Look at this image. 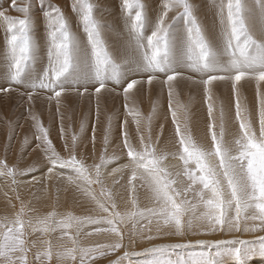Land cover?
<instances>
[{
  "label": "snow or ice",
  "instance_id": "obj_1",
  "mask_svg": "<svg viewBox=\"0 0 264 264\" xmlns=\"http://www.w3.org/2000/svg\"><path fill=\"white\" fill-rule=\"evenodd\" d=\"M155 3L153 7L152 0L147 4L122 0L125 33L121 34L97 18V5L91 0H72L86 41L72 30L58 6L49 5L42 10L47 47L42 69L37 68L43 58L30 0H10V10L20 17L0 10L5 30L0 94L26 95L35 129L32 151L43 157L42 162L24 167L20 161L9 165L7 154L17 124L4 121L7 135L0 179L8 191L0 217V264H225L226 258L248 264L256 255L264 258V234L255 241L186 239L264 233V0H210L214 37L191 0ZM170 13L176 14L171 20ZM176 16L184 18L182 32L173 28ZM108 32L118 37L117 46L109 43ZM185 81L203 89L207 123L199 138L191 98L184 103L177 91ZM249 81L255 83L254 110L241 94L243 83ZM154 82L167 90L173 125L168 135L167 116L165 122L155 123L159 100L148 116L133 100L134 90L147 85L150 92ZM218 83L230 85L231 122L223 103L217 115ZM20 87L27 92H20ZM105 92L123 96L126 116L119 125L115 114L107 117L96 162V125L90 139L92 153L86 157L82 134L87 121H81L80 134L69 137L61 98L72 93L92 96L98 120ZM36 96L49 106L55 101L59 150L49 127L32 110ZM128 116L136 125L134 133L128 128ZM115 127L120 129L118 136ZM28 143L27 137L20 143L21 161ZM21 185L38 186L31 200L25 201ZM62 195L71 196L72 208L60 210ZM41 201L51 202L50 210H42ZM100 234L109 235L110 241L87 243ZM167 238L177 242L151 243ZM145 243L151 246L136 250ZM196 246L207 251H192ZM144 254L151 259L133 260Z\"/></svg>",
  "mask_w": 264,
  "mask_h": 264
},
{
  "label": "bare ground",
  "instance_id": "obj_2",
  "mask_svg": "<svg viewBox=\"0 0 264 264\" xmlns=\"http://www.w3.org/2000/svg\"><path fill=\"white\" fill-rule=\"evenodd\" d=\"M65 1H66V3L63 0H58L57 3H55L54 0H43L42 3H36L34 1H31V12H32L33 20H34V35H35V38L37 39L38 43L40 44V54H41V57H43V55H42L43 51L45 49L47 51V47H46V27H45L46 22L44 20V17H42L43 16L42 15V10L43 9H47L49 5H55V6L60 7L64 11V14H65L66 18L68 19L72 30L78 35V37L82 41H86V34L83 32L82 26L76 27V26H79L78 23H80V22H79V18L77 16V14L74 13V12H72L73 11L72 10V6H71L72 5V0H65ZM92 1L96 2L97 4H99V6H103V7L104 6H108V5H112L114 7V6H116V5L119 4V0H117V2H115V0H92ZM146 2L149 3V0H146ZM152 2H153V0H152ZM191 2L198 9L197 14L200 17V19L202 20V22L204 23V25L206 26V28L209 30V34L214 37L216 30L213 28L212 24L209 22V20L211 22H213L212 21V19H213V15L212 14L213 13H212L211 10H209L208 5H207L210 1H208V0H191ZM153 4H154L153 7H155L156 6L155 0H154ZM8 5H10V0H0V10L1 9L2 10H8V8H7ZM171 14L172 13H170V15ZM117 15L118 14H116V17H117ZM151 15H152V19L154 20L155 19L154 14H151ZM39 17L41 18V20H44V22L41 21V22H43L41 24H39L40 23ZM116 17H114V16L111 17L110 16V18H108V19L106 18L104 22L111 29H114L116 32H119L121 34H124L125 32L123 33V30L125 28L124 29L122 28L123 27V25H121L122 23H120L119 21H117V18L118 17L117 18ZM122 17H123V15H122ZM119 20L121 21L122 19H119ZM121 22H123V21H121ZM184 23H185L184 22V18L183 17H180L178 20H176L175 22H173V28L175 30H177V31L182 32L184 30V27H183L185 25ZM40 26H41V29H40ZM36 27H37V30L35 31V28ZM3 32H4V30H3ZM148 34H150V28L148 29ZM106 37H107V39H108V41H109L110 44H112L114 46H117L119 44L118 37L116 35H114L112 32L106 33ZM0 38H2V37H0ZM2 39H4V38H2ZM0 42L3 43L2 41H0ZM1 49H2V47H1ZM3 49H4V47H3ZM46 60H47V58H45L42 61L43 62L42 63V67L46 64ZM0 61H2V60H0ZM0 75H2L1 70H0ZM192 75L195 78V74H192ZM20 88L24 92H27V90L25 88H23V87H20ZM254 89H255V83L254 82H251V81L244 82L243 83V86L241 88V94H243L245 92L247 94L249 93L248 96H247V98L249 99L248 104L252 108H253L252 103L254 102V101L252 102L253 97H254V93H252V90L254 91ZM214 90H216L217 93L219 94V96L222 98V102H223L224 106L226 108H228L229 105L231 104V98H230V101L228 103V93H229V91H231L230 85L229 84H226V83H218L217 85L214 86ZM151 91L153 92L155 101L159 100V104H160V107H159L160 111L159 112H161V115H163V113H165V106H164V104H165V97H168L167 94H165V91L167 92V90L165 88H163L162 85L159 82H154V84H153V86L151 88ZM177 91H178V93H183V94H185L186 92L187 93H192V96H195V94H200V92L203 93V89H202L201 86L196 85V84H192L191 82H188V81H185V82L180 83L178 85ZM135 93L136 94L140 93L143 96V94H144V87L141 86V88H140L139 91H135L134 90V94ZM193 93H195V94L193 95ZM246 93H245V95H246ZM44 95H46V93H44ZM117 96L118 95H116L114 93H107V92H105V93L102 94V97H101V100H100V107H102V109L99 112V119L98 120H97V116L95 114L96 113L95 111H93L94 116H91L92 113L90 114V111L92 110L90 108V105L93 104V100L92 99H94V98L92 96L87 95V94L85 96H83L86 99H81L82 97L80 98L77 95L74 96L76 99H77V97L80 98V99H78L79 102L78 101H75L74 100L75 98L74 97L72 98L71 94H66L64 97L61 98L62 101H63L62 107L67 102H68V104L69 103L71 104V106H70L71 108L70 109H72V110L74 108H75V110H77V108L79 107V109H78L77 112L75 110H73L74 113L72 112V115H74L72 117H74V119H75V122H72V123H75V129H78L79 128V124L78 123H79L80 115L84 113L83 120H86L87 121V124H86V127H85V131L82 134V137L83 136H92V130H90V129L93 128L92 124L93 125L94 124L96 125V134H98L99 133V130L100 129H103V126L105 125V123L107 121V117H108L107 115L110 116V115H114L115 114V112L113 113L112 110L118 108L117 102H116V99L117 98H115ZM188 96H189V94H188ZM201 96H202V94H201ZM191 97H189V98H191ZM195 97H198V95H196ZM199 97L197 99H199ZM118 100L120 101V99H118ZM182 100H183V98H182ZM21 101H23L24 104H25V106H26L24 112L22 111L23 109L19 110L20 108L17 107L18 105H20ZM44 101H46V100H44L42 96H36V97H34V106H33V109L32 110L39 116V118L43 122L44 126L45 127H49V130H50V138L53 140L54 144L56 146H58L59 144L61 145V142L62 141L60 140V135H59L60 134L59 133L60 119H59V117H56V114H55L56 111L54 110L55 108L52 109V106L55 105V107H56L55 101L51 102L50 110L47 109V108H49V103L47 104V106H46L47 108H46L45 107V104H44L46 102H44ZM89 101H91L90 102L91 104L89 103ZM224 101H226V102H224ZM76 103L77 104L79 103V106L78 105H75ZM225 104H227V106ZM191 105H193V103H191ZM193 107H194V105H193ZM198 107H199V104H198ZM202 107L203 106H201V108ZM92 108L94 109V107H92ZM197 108H195V111H194L195 114L197 113L196 112V109ZM46 109L48 110L47 113H46ZM203 109H204V107H203ZM53 110L55 111L54 113H53ZM198 110H201V109H198ZM62 111H65V114L68 113V109H66V108L63 109ZM191 111H193V110H191ZM0 112H3L5 118H7V119L9 118V121H15L16 122L17 128H18V130H17L18 133H25L27 139L29 140V143L27 145V146H29L28 148L30 149V146H32L34 148L35 140H34L33 133H34L35 129L33 127V123L31 121V119L29 118V104L27 102V97L26 96H24V97H18L16 95H14V93H9L8 96H4V95L1 96L0 95ZM70 112H71V110H70ZM200 113L201 112H199V115H200ZM62 114H64V113H62ZM78 114H80V115H78ZM196 115H198V114H196ZM25 117L27 118V120L25 119ZM201 117H202V115H201ZM119 118H122V115L120 113L117 114V121H115L116 124L118 123V121H119L118 119ZM163 118H164V116H163ZM194 119H196V117ZM63 120H65V118ZM128 121H129V119H128ZM76 122H78V123H76ZM157 122H159V119L155 123H157ZM161 122H162V120H161ZM129 124H131V127L130 128L136 126L134 122H133V124L132 123H128V125ZM166 125H167V123H166ZM24 126H28V127L26 128ZM3 127H4L5 130H7L6 127H5V124L4 125L0 124V133L1 132L4 133ZM5 137H6V135H5ZM14 139L15 140L11 141V144H12L13 148L16 147V146H18L20 148V143H21L20 142V139H18V138H14ZM27 146H25V148L23 150V160L22 161L20 160L21 163H24V162L27 163V162H29L28 164H30L33 161L42 162V159H43L42 155L39 154L38 152L32 151V149H33L32 147H31V150H30L31 151V156H28V160H26V157L27 156H24V155L26 154ZM0 148H1V146H0ZM3 148H4V146H3ZM86 150H88V154L86 153L87 154L86 157L87 156H90L91 153H92V147L91 146H87V149ZM9 152L12 153L13 155L18 154V156L21 158V155H22L21 151H19V152H17V153L14 154V149H12ZM11 157H12V155H11ZM1 181L2 180L0 179V186H1V183H2Z\"/></svg>",
  "mask_w": 264,
  "mask_h": 264
},
{
  "label": "rangeland",
  "instance_id": "obj_3",
  "mask_svg": "<svg viewBox=\"0 0 264 264\" xmlns=\"http://www.w3.org/2000/svg\"><path fill=\"white\" fill-rule=\"evenodd\" d=\"M31 1H34V2H36V3H42L43 2V0H30V2ZM55 1V3H57V1L58 0H54ZM65 3H66V1L65 0H63ZM208 1H210V0H208ZM91 2L92 3H94L95 5L97 4L96 2H94V1H92L91 0ZM115 2H117V0H115ZM144 2L147 4L148 2H146V0H144ZM153 2H154V0H153ZM152 2V3H153ZM121 3H122V0H119V4L118 5H116V6H112V5H108V6H99V4H97V8L95 9V14H96V16H97V18H99V19H101L103 22L105 21V19L107 18H110V16L112 17V16H114V17H116V14H118L117 15V21H119L120 23H122L121 25H123V29L125 28V25L123 24L124 22H121V21H123V17H122V15H123V13L121 12ZM156 4V3H155ZM154 5V4H153ZM208 5V8H209V10H210V7H209V5H210V2L207 4ZM53 6H55V5H53ZM119 6V7H118ZM116 7V8H115ZM7 8H8V12H7V14L9 15V16H11V17H20L22 14H20V13H18V12H15V11H12V10H10V5H8L7 6ZM60 8V7H59ZM106 8V9H105ZM118 8V9H117ZM61 9V8H60ZM103 9V10H102ZM108 9V10H107ZM2 10V9H1ZM62 10V9H61ZM97 10V11H96ZM63 11V10H62ZM102 11V12H101ZM117 11V12H116ZM212 11V15H213V19H212V21L213 22H211L210 20H209V22L212 24V26H213V28L216 30V24H215V16H214V12H213V10H211ZM73 12V11H72ZM101 12V13H100ZM63 13H64V11H63ZM114 13V14H113ZM116 13V14H115ZM101 14V15H100ZM65 15V14H64ZM176 14L175 13H172L170 16H169V19L171 20L172 19V17L173 16H175ZM40 16V15H39ZM103 16V17H102ZM43 17V16H42ZM181 16H176V19H175V21L176 20H178L179 18H180ZM103 18V19H102ZM119 19H122L121 21L119 20ZM39 21H40V23L39 24H41V23H43L44 22V20H41V18L39 17ZM41 21H43V22H41ZM174 21V22H175ZM105 23V22H104ZM107 23V22H106ZM185 24V23H184ZM78 25L79 26H76V27H80V26H82V24H80V23H78ZM185 26V25H184ZM183 26V27H184ZM45 27H46V25H45ZM40 29H41V26H40ZM3 30H4V26L2 25V24H0V37H2V38H4L5 37V30H4V32H3ZM37 30V27L35 28V31ZM151 30V29H150ZM125 32V29L123 30V33ZM2 35V36H1ZM2 38H0V41H2L3 43H4V39H2ZM3 43H1L0 42V60H2V61H0V70H1V72L3 73V68H2V63H3V47H4V44ZM3 45V46H2ZM1 47H2V49H1ZM2 52V53H1ZM46 53H47V51H46V49L43 51V53H42V55H43V60L45 59V58H47L45 55H46ZM42 60V61H43ZM43 63V62H42ZM42 63L41 64H39V65H37V68L38 69H42ZM144 87V94H143V96L140 94V93H138V94H134V92H133V94H132V96H133V100H134V102H135V105H136V107H138L139 108V110L143 113V115L144 116H148L149 115V113L151 112V110H152V104H153V102L155 101V99H154V95H153V92L152 91H147V85H144L143 86ZM141 88V87H140ZM143 90V89H142ZM19 91L20 92H24L21 88L19 89ZM245 92V91H244ZM255 92H256V89H254V91L252 90V93H254V97H253V100H252V102L254 101L255 102ZM12 93H14V95H16V96H18V97H24V96H20L17 92H12ZM26 93V92H25ZM150 93V94H149ZM246 93V92H245ZM245 93H243L242 94V96L246 99V102L248 103L249 102V99L247 98V96H248V94L246 93V95H245ZM165 94H167V92L165 91ZM180 95H179V99L182 101V102H184V103H188L189 102V97H191L192 96V93H185V94H183V93H179ZM188 94H189V96H188ZM195 93H193V95H194ZM201 94H202V96H201ZM1 96H3L2 94H0ZM196 95H198V97H199V99H197L198 97H195ZM26 96V95H25ZM71 96H72V98L74 97V96H76V94L75 93H72L71 94ZM195 96H192L191 98V103H193V105H194V107H193V105H191V110H193V111H191V113H192V120H193V128H194V132H195V134L197 135V137L199 138L200 136H202L203 135V133L206 131V128H205V125H206V123H207V107H206V104H205V100H204V94L203 93H201L200 92V94H195ZM79 97V96H78ZM77 97V99L75 98L74 100L75 101H78V99H80V98H78ZM183 98V100H182V98ZM115 98H117L116 99V102H117V106H118V108L117 109H113L112 110V112L114 113L115 112V115H116V121H117V114L118 113H120L121 115H122V118H119L118 120V123H117V125H119V123H121L124 119H125V116H126V112H125V107H124V99H123V96L122 95H118L117 97H115ZM139 98V99H138ZM144 98V99H143ZM194 98V99H193ZM230 98H231V104L229 105V107L228 108H226L225 107V109H226V111H227V113H228V116H229V119H230V122H231V119L234 117V101H233V99H232V95H231V91H229V93H228V103H229V101H230ZM81 99H86V98H84V97H82ZM118 99H120V101L118 100ZM203 99V100H202ZM93 100V104H91L90 102ZM91 101H89V103L91 104L90 105V108L92 109L91 111H90V114H91V116H94V113H93V111H95L96 112V101H95V99H92ZM202 100V101H201ZM214 100H215V103H216V105H217V115H218V109H219V105L221 104V103H223L222 102V98L219 96V94L217 93V91L216 90H214ZM74 101V102H75ZM108 101V100H107ZM194 101V102H193ZM44 102H46V103H44L45 104V107L47 106V104H48V102L47 101H44ZM79 102V101H78ZM109 102V101H108ZM201 102V103H200ZM224 102H226V101H224ZM252 103V105H253V110L255 109V103ZM62 103H63V101H62ZM74 104V103H73ZM198 104H199V107H198ZM202 104V105H201ZM65 105V106H64ZM63 105V107L61 106V112L62 113H64L63 114V117L65 118V120H63L64 122H63V126H64V128L66 129V130H68V135H69V137L72 135V134H80V123H81V121L83 120V118H84V113L83 114H78V115H80V118H79V123L78 122H76V123H78L79 124V128L78 129H75V123H72V122H75V119H74V117H72V116H74V115H72V112H73V110H75V108L72 110V109H70L71 107V104L69 103L68 104V102L67 103H65ZM75 105H78L79 106V103L77 104H75ZM95 105V106H94ZM203 106L204 107V109H203V107L201 108V106ZM226 106H227V104H225ZM20 106V107H19ZM44 106V105H43ZM77 106V107H78ZM131 106V105H130ZM164 106H165V113H163V115H161V112H160V117H159V122H157L156 124H159V123H161V120H162V122H165V120H164V118H163V116L165 117V116H167L168 117V119H167V121L165 122V123H167V125H166V135H168L170 132H171V130H172V128H173V125L171 124V118H170V114H169V112H168V97H165V104H164ZM18 108H20L19 110H21V109H23L22 111L24 112L25 111V104H24V102L23 101H21V103H20V105H18L17 106ZM49 107H51V106H49ZM76 107V108H77ZM92 107H94V109L92 108ZM198 107V108H197ZM47 108V107H46ZM55 108V109H54ZM68 109V115L67 114H65V111H62L63 109ZM99 108H100V110L102 109V107H100L99 106ZM194 108V109H193ZM195 108H197L196 109V114H198L199 115V112H201L200 113V115L198 116V115H196L195 114ZM47 109H49V108H47ZM46 109V113H47V110ZM52 109H54L55 111H56V107H55V105L54 106H52ZM78 109H79V107L77 108V110H75L76 112L78 111ZM198 109H201V110H198ZM203 109V110H202ZM53 110V113L55 112ZM70 110H71V112H70ZM205 110V111H204ZM159 111H160V109H159ZM199 111V112H198ZM203 111V112H202ZM45 113V114H46ZM74 113V112H73ZM204 113V114H203ZM55 114H56V117H58V115H57V113L55 112ZM96 114V113H95ZM195 114V115H194ZM201 115H202V117H201ZM107 116H109V115H107ZM68 117V118H67ZM196 117V119H194ZM4 118V119H3ZM63 118V119H64ZM163 118V119H162ZM25 119L27 120V118L25 117ZM74 119V120H73ZM127 119H129V123H132L133 124V121H132V117L131 116H128L127 117ZM5 120H8L9 121V118L7 119V118H5V116H4V113L3 112H0V124H2V125H4L5 123H4V121ZM67 120V121H66ZM27 122V121H26ZM106 124H107V121H106V123H105V125L103 126V129H100L99 130V133L98 134H96V162H98V157H99V154L101 153V151H102V149H103V143H102V141H103V132H104V128H105V126H106ZM74 125V126H73ZM92 126H93V124H92ZM91 126V127H92ZM129 127V130H130V132H135V127H132V128H130L131 127V124H129L128 125ZM24 127H28V126H24ZM169 127V128H168ZM3 129H4V127H3ZM18 128L16 129V137L15 138H18V139H20V142L21 141H23L24 139H25V137H26V135H25V133H18ZM90 130H92V129H90ZM102 130V131H101ZM119 131H120V129H119V127H115V129H114V136H118V134H119ZM201 131V132H200ZM6 132V133H5ZM90 132V131H89ZM133 132V133H134ZM5 133V134H4ZM4 133H0L1 135H0V146H1V148H0V158H4V156H5V143H6V137H5V135H7V130H5L4 129ZM59 134V133H58ZM89 134V133H88ZM60 135V134H59ZM90 139H91V136H83L82 137V141H83V144H86L87 146H91L92 147V145H91V142H90ZM13 140H15V139H13ZM12 140V141H13ZM118 142V139H114V141H113V143L115 144V143H117ZM32 143V142H31ZM62 143V142H61ZM14 145V144H13ZM3 146H4V148H3ZM29 146H27V150H26V154L24 155V156H27L26 157V160H28V156H31V147L32 146H30V149L28 148ZM11 148L12 149H14V154L15 153H17V152H19V151H21V150H19L20 148L18 147V146H16V147H14L13 148V146H12V144H11ZM10 148V149H11ZM33 148V147H32ZM57 148H58V150H59V148H60V144L57 146ZM11 149V150H12ZM87 149V148H86ZM86 149H83L82 148V152H83V154L86 156L87 154H88V150H86ZM11 150H9V151H11ZM8 151V152H9ZM87 153V154H86ZM62 155H66L65 153H61ZM11 155H12V157H11ZM20 157L18 156V154H15V155H13L12 153H8L7 154V159H8V163H9V165H15V164H17V162L18 161H20V159H19ZM25 159V158H24ZM93 161L91 160V159H89L88 160V163H92ZM29 162H27V163H21V161H20V166L21 167H24V166H26L27 164H28ZM19 179V178H18ZM2 180V179H1ZM2 183H1V186H0V217H2L5 213H4V207H5V204H6V197H5V195H4V193H5V191H8V188L6 187V185H5V183H4V181L2 180L1 181ZM4 185V186H3ZM37 187L38 186H27V185H21V194H22V196H23V198L25 199V201L27 202L28 200H31L32 199V193L33 192H36L37 191ZM19 206V205H18ZM40 207H41V209L42 210H50V208H51V202L49 203V204H47V205H45V203L43 202V201H41L40 202V205H39ZM72 201H71V196L70 195H68L67 197H65V196H63L62 195V197H61V206H60V210L61 211H63V210H65L66 208L67 209H70V208H72ZM76 212L78 213V214H81V209L79 208V207H76ZM262 234H264V233H256V234H247V235H244L243 237H241L239 234H236V236L235 237H233V236H226L225 234H213V235H199V236H188V237H186V239L187 240H190V241H192V242H195V241H197V240H201V239H203V240H206V241H215V240H219V239H233V238H243V239H247V240H250V241H255V239H256V236H258V235H262ZM110 239H111V237L109 236V235H107V234H100V235H96V236H93V237H91V238H89V241H87V243H97V242H99V243H107V242H109L110 241ZM175 242H177V240H176V238H167V239H164V240H156V241H153V242H151L152 244H167V243H175ZM149 246H151L150 244H147V243H145V244H139L137 247H136V250L137 251H142L144 248H146V247H149ZM192 251H196V252H200V251H207V249H202V248H200L199 246H196V247H194L193 249H191ZM173 258H175V257H173ZM30 259H31V257H30ZM148 259H151V256L150 255H148V254H144V255H141V256H136V257H133V260H137V261H144V260H148ZM260 262V263H259ZM101 264H107V262L106 261H103V262H101ZM125 264H127V262H125ZM225 264H234V261L233 260H231V259H228V258H226V260H225ZM248 264H264V258H262V257H260L259 255H256V256H254V257H252L249 261H248Z\"/></svg>",
  "mask_w": 264,
  "mask_h": 264
}]
</instances>
